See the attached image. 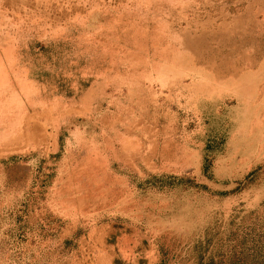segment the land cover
<instances>
[{"label":"rangeland","instance_id":"1","mask_svg":"<svg viewBox=\"0 0 264 264\" xmlns=\"http://www.w3.org/2000/svg\"><path fill=\"white\" fill-rule=\"evenodd\" d=\"M162 261L264 264V0H0V264Z\"/></svg>","mask_w":264,"mask_h":264},{"label":"bare ground","instance_id":"2","mask_svg":"<svg viewBox=\"0 0 264 264\" xmlns=\"http://www.w3.org/2000/svg\"><path fill=\"white\" fill-rule=\"evenodd\" d=\"M135 15H137V14H135ZM148 16H149V14H148ZM137 22V21H136ZM131 26H133V25H131ZM120 35V34H119ZM78 83V82H77ZM80 83V82H79ZM82 84H84V83H82ZM86 86V85H85ZM70 90V89H69ZM71 91V90H70ZM68 92V91H67ZM12 92H10V94H11ZM63 93V92H62ZM44 95V94H43ZM61 97V96H60ZM33 98V97H32ZM63 98V97H62ZM36 99V98H35ZM58 99V98H57ZM38 100V99H37ZM7 101H8V99H7ZM38 102V101H37ZM8 104V103H7ZM29 104V103H28ZM11 105V104H10ZM38 105V104H37ZM9 106V105H8ZM42 106V105H41ZM25 107V106H24ZM28 107V106H27ZM11 109V108H10ZM23 109V108H22ZM25 110V109H24ZM11 111V110H10ZM9 111V112H10ZM21 111V110H20ZM5 112V111H4ZM20 114V113H19ZM22 114V113H21ZM8 116V115H7ZM6 116V117H7ZM1 117H2V115H1ZM13 117V116H12ZM6 119V118H5ZM4 119V120H5ZM15 120V119H14ZM19 123H20V121H18ZM5 123V122H4ZM9 123H11V122H9ZM13 123V122H12ZM12 123H11V125H12ZM31 123V122H30ZM8 124V123H7ZM7 124H6V126H7ZM10 125V126H11ZM25 126V125H24ZM35 126V125H34ZM1 127H3L2 125H1ZM13 127V126H12ZM24 129V128H23ZM34 129V128H33ZM28 130V129H27ZM32 131V130H31ZM6 132V131H5ZM13 133V132H12ZM3 136H4V134H3ZM10 136V135H9ZM6 141V140H5ZM111 256V255H110ZM112 261V260H111Z\"/></svg>","mask_w":264,"mask_h":264},{"label":"trees","instance_id":"3","mask_svg":"<svg viewBox=\"0 0 264 264\" xmlns=\"http://www.w3.org/2000/svg\"><path fill=\"white\" fill-rule=\"evenodd\" d=\"M169 178H172V179H176V176L172 177L170 176ZM181 180V179H180ZM165 261H162L160 264H164ZM208 264H212V263H208Z\"/></svg>","mask_w":264,"mask_h":264}]
</instances>
